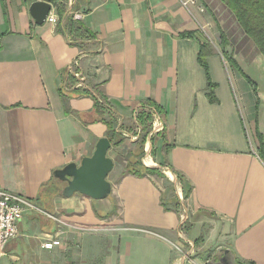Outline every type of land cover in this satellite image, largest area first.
<instances>
[{
    "label": "crops",
    "instance_id": "1",
    "mask_svg": "<svg viewBox=\"0 0 264 264\" xmlns=\"http://www.w3.org/2000/svg\"><path fill=\"white\" fill-rule=\"evenodd\" d=\"M37 1L52 4L58 22L59 9L81 14L95 38L72 45L58 22L38 25ZM199 3L204 13L180 0H0V189L28 203L0 264H264V56L221 0ZM227 19L236 44L210 38ZM208 37L217 103L198 60ZM74 72L119 120L147 101L163 110L155 166L144 165L171 181L177 200L188 192V214L165 196L162 177H122L116 162L107 199L57 196L50 211L37 201L55 171L109 138L94 99L74 91ZM51 240L61 245L45 249Z\"/></svg>",
    "mask_w": 264,
    "mask_h": 264
},
{
    "label": "trees",
    "instance_id": "2",
    "mask_svg": "<svg viewBox=\"0 0 264 264\" xmlns=\"http://www.w3.org/2000/svg\"><path fill=\"white\" fill-rule=\"evenodd\" d=\"M222 3L230 10L233 14L237 24L240 26L242 32L245 36L250 39L257 50L264 56V0H221ZM58 14L60 16V20L57 24V30L60 33L65 34L72 41V45H81V40L85 39H94L95 35H93L88 29H86L82 22L79 20H74L72 17H67L64 14V11L61 9L58 10ZM65 20V21H64ZM220 29V28H218ZM188 37H193L192 34H188ZM186 36V37H187ZM221 39L223 44H228V39L221 32ZM213 49L209 42H201L200 49L198 54V60L200 65L203 67L206 73L207 79V96L211 103H217V97L215 91L217 89V84H215L211 77V72L208 64V58L212 55ZM69 78L75 81L73 76L69 75ZM249 79V78H247ZM77 82V81H75ZM75 84V83H74ZM74 84L71 83L73 86ZM75 87V86H74ZM77 95H83L92 97L95 101L94 111L98 116V121H102L107 124L109 128V139L111 140L113 146H120L121 142H114V135L116 134V128L113 124V121L108 118V115L113 113L112 108L108 105V101L106 98L96 95L94 91L90 89L78 88L74 90ZM146 107H151L157 110L159 114L163 113V110L153 101H147L142 106V111L146 109ZM111 108V109H110ZM145 108V109H144ZM140 123L143 125V129L147 130L148 121L151 119L150 114H146L142 112L140 114ZM260 146L258 149L259 156L261 160L264 162V139L260 132H258ZM145 145L146 141L143 140L141 142L139 152L133 154L129 159L127 167L122 175L125 176H136L138 178H144L147 176L157 175L159 177H164L161 174V171L156 168H149L144 165L142 161V157L145 153ZM180 180H182L181 176H178ZM63 184L57 180L54 176L49 184L44 186L37 198V201L41 203V205H45L46 210L50 211L52 208V202L57 196H62ZM188 197V192L185 193V198ZM236 264H243L238 262Z\"/></svg>",
    "mask_w": 264,
    "mask_h": 264
},
{
    "label": "water",
    "instance_id": "3",
    "mask_svg": "<svg viewBox=\"0 0 264 264\" xmlns=\"http://www.w3.org/2000/svg\"><path fill=\"white\" fill-rule=\"evenodd\" d=\"M52 11V4L45 1L34 2L30 6V15L38 25L44 24ZM112 142L109 138L98 141L91 157H86L78 166L69 164L54 172V177L65 185L62 196L71 198L80 194L93 200L107 199L113 191L109 175L115 168V161L109 156Z\"/></svg>",
    "mask_w": 264,
    "mask_h": 264
},
{
    "label": "rangeland",
    "instance_id": "4",
    "mask_svg": "<svg viewBox=\"0 0 264 264\" xmlns=\"http://www.w3.org/2000/svg\"><path fill=\"white\" fill-rule=\"evenodd\" d=\"M223 27H226V28L218 29L217 34L213 37H211L212 36L211 35L210 38L212 40L216 39L215 41H217V43H220V41H221V43H223L222 39H221V32H223V34L226 36V38L229 37V39H231V41L236 44L237 40L240 39V35H241L238 28H234V25L232 24V22L229 19H227L224 22ZM210 38L209 37L206 38V42H211ZM227 63H228V68L230 70H233V66H232L233 63L229 60L227 61ZM142 106H141V108L138 109V111L134 112L133 116H131L130 118H128L126 120H124V119L119 120V118H117L115 113H111L108 115V118L113 121V124L116 128V131H115L116 134L113 136L114 142L115 143L121 142L120 145H122V144L124 145V146H115L114 147L115 149H113V151H111L110 157L113 158L115 160V162L117 163V166H116L117 168L116 167L115 168L118 170V172H119V170L124 169V167L126 169L128 161L132 157V155L139 152V148H140L141 142L143 140L146 141L145 153H144V156L142 157V161L144 164H145V161L147 159H150V156L154 155V152H155L154 150H156V144H154L156 140H153V138L158 133L150 136V134L154 128L153 127L154 118L146 110L142 111V109H143ZM146 108H148V107H146ZM142 112H145L146 114L148 113L151 116V119H149V121H148L147 130H144L143 125L140 123V117L139 116ZM135 113H136V116H135ZM117 124H118V127H117ZM147 146L150 147L148 153L146 152ZM125 169H124V171H125ZM163 176L164 177H162V178L157 177V181L161 185L165 196H167V198H170L169 201L173 204V207L176 208L177 212L179 211L178 213H180V215H183L184 211H186V213L188 214V212L185 208L187 206L186 205L187 203H185L186 202L185 201L186 200L185 195H184V199L182 198L180 200H177V198L174 196V194L176 192L175 186H173L171 181L168 178H166L165 175H163ZM114 177H115V175L113 176V179H114ZM119 179L117 181H119ZM42 206L45 207V205H42ZM46 207H45V209H46ZM186 213H185L186 218L187 217L190 218L189 217L190 214L187 215ZM212 261H213L212 264H216L214 260H212ZM4 262H5V260L2 261L1 264H4ZM228 263L231 264V262H228Z\"/></svg>",
    "mask_w": 264,
    "mask_h": 264
},
{
    "label": "built area",
    "instance_id": "5",
    "mask_svg": "<svg viewBox=\"0 0 264 264\" xmlns=\"http://www.w3.org/2000/svg\"><path fill=\"white\" fill-rule=\"evenodd\" d=\"M180 2L187 10L192 9V7H197L201 13L206 11V8L199 3V0H180ZM71 15L76 20L81 18V14L79 13H71ZM47 20L51 24L58 22L57 17L52 14L49 15ZM75 65H78V61L75 62ZM73 75L78 80L76 88H85L87 86L86 77L81 72H74ZM145 110L154 118V128L150 136L162 132L164 130L162 115L151 107ZM27 208L28 203L21 196L0 189V260L6 245L19 236V223L24 218ZM60 245V240H51L45 242L43 247L47 250H53Z\"/></svg>",
    "mask_w": 264,
    "mask_h": 264
},
{
    "label": "bare ground",
    "instance_id": "6",
    "mask_svg": "<svg viewBox=\"0 0 264 264\" xmlns=\"http://www.w3.org/2000/svg\"><path fill=\"white\" fill-rule=\"evenodd\" d=\"M147 149L149 150L150 147L147 146ZM145 162H146V164H147L148 166H151V165H152V166H153V165L155 166V164H153L152 161H151L150 159H147ZM168 177H169L170 179H173V176H172V174H170V173H168Z\"/></svg>",
    "mask_w": 264,
    "mask_h": 264
},
{
    "label": "flooded vegetation",
    "instance_id": "7",
    "mask_svg": "<svg viewBox=\"0 0 264 264\" xmlns=\"http://www.w3.org/2000/svg\"><path fill=\"white\" fill-rule=\"evenodd\" d=\"M220 264H229V263H227V262L225 263L224 260H222V262Z\"/></svg>",
    "mask_w": 264,
    "mask_h": 264
}]
</instances>
